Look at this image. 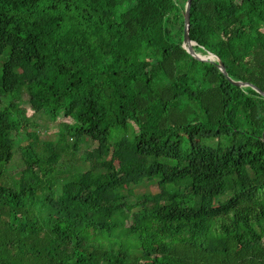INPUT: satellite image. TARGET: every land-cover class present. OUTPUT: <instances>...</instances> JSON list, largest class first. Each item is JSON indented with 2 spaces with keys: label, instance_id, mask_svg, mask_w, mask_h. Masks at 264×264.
<instances>
[{
  "label": "trees",
  "instance_id": "16d2710c",
  "mask_svg": "<svg viewBox=\"0 0 264 264\" xmlns=\"http://www.w3.org/2000/svg\"><path fill=\"white\" fill-rule=\"evenodd\" d=\"M177 1L0 0V264H264V0H191L225 73Z\"/></svg>",
  "mask_w": 264,
  "mask_h": 264
},
{
  "label": "rangeland",
  "instance_id": "374dc122",
  "mask_svg": "<svg viewBox=\"0 0 264 264\" xmlns=\"http://www.w3.org/2000/svg\"><path fill=\"white\" fill-rule=\"evenodd\" d=\"M177 4L180 7H182V6L184 7L185 3H184V0H178ZM183 12H184V9H183ZM194 52H196L200 56L204 57L207 61L212 62L214 60L213 58H211L212 56H210L208 53H204V52L197 51V50ZM37 122L39 124L37 131L39 133V137L41 140H43L44 138H46L48 136H54L55 134L59 133L58 132L59 128L55 125V123L46 121L42 118H38ZM65 141L70 142L71 139L69 137H67ZM82 154H83V145L80 146V149L74 153V157L67 159L66 156H63L64 164H67V163L69 164L67 166V169H66L67 171L72 172L74 167L86 166V164L81 161ZM61 161H62V159H61ZM18 165H19V163L15 161L13 163V165L10 167V169L16 170L18 168ZM63 166H66V165H63ZM157 191H158V189H157V186L155 183L149 184V183L144 181L142 183H139V184L132 186L131 191L128 192L130 194L129 200L135 201L136 196H140L146 192L155 193Z\"/></svg>",
  "mask_w": 264,
  "mask_h": 264
},
{
  "label": "water",
  "instance_id": "95a60500",
  "mask_svg": "<svg viewBox=\"0 0 264 264\" xmlns=\"http://www.w3.org/2000/svg\"><path fill=\"white\" fill-rule=\"evenodd\" d=\"M190 4H191V0H186L185 2V6H184V15H183V23H184V34H183V38H182V42L183 44L182 47L188 51L190 53V55L194 56L195 53L193 52V47H192V44H196L194 41L190 40L189 36H188V29H189V13H190ZM210 56L212 57H215V59L218 61L217 62V66L218 68L223 72L225 73V68H224V65L219 61V59L212 53L210 52H207ZM204 58V57H203ZM232 82V81H231ZM233 84H236V85H243V86H247V85H250L248 83H244V82H232ZM250 87L252 89H254L255 91H257L258 93H260L261 95L264 96V92L261 91L260 89L256 88L255 86L253 85H250ZM261 139L264 141V131L262 132V135H261Z\"/></svg>",
  "mask_w": 264,
  "mask_h": 264
},
{
  "label": "bare ground",
  "instance_id": "6f19581e",
  "mask_svg": "<svg viewBox=\"0 0 264 264\" xmlns=\"http://www.w3.org/2000/svg\"><path fill=\"white\" fill-rule=\"evenodd\" d=\"M184 15V14H183ZM195 56H198V57H202V56H200L199 54H197V53H195ZM203 58V57H202ZM211 58H213V59H215L214 57H211ZM216 60V59H215ZM217 61V60H216ZM235 82V81H234Z\"/></svg>",
  "mask_w": 264,
  "mask_h": 264
}]
</instances>
